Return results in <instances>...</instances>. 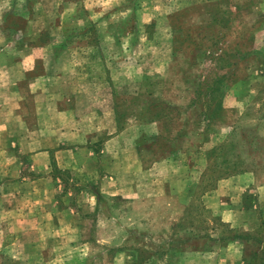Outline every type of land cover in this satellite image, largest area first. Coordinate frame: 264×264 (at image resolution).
Instances as JSON below:
<instances>
[{
  "label": "rangeland",
  "instance_id": "1",
  "mask_svg": "<svg viewBox=\"0 0 264 264\" xmlns=\"http://www.w3.org/2000/svg\"><path fill=\"white\" fill-rule=\"evenodd\" d=\"M263 221L264 0H0V264H264Z\"/></svg>",
  "mask_w": 264,
  "mask_h": 264
},
{
  "label": "crops",
  "instance_id": "2",
  "mask_svg": "<svg viewBox=\"0 0 264 264\" xmlns=\"http://www.w3.org/2000/svg\"><path fill=\"white\" fill-rule=\"evenodd\" d=\"M109 128L104 129L107 137H105V142L103 143L105 146L110 145L114 143V136L115 131L117 129V125L115 124V115L113 112V117L111 118V125H110V119L108 117ZM94 123V122H93ZM96 125V122L94 123ZM111 126V127H110ZM147 126V125H146ZM81 129L77 131V138L78 141H75L76 145L71 144V146H68L64 149H61L56 152L55 158L58 160V164L60 167L71 169V170H79L83 172L86 166V160L84 159L85 152L86 154L92 152V149L90 150V142L94 145L95 142H97L96 139V133L97 131L93 130H87L86 125L80 126ZM104 128V127H103ZM94 129H97L96 127ZM100 129V128H99ZM105 151V150H104ZM88 152V153H87ZM106 152V151H105ZM84 168V169H83ZM253 209L250 210L249 214H252ZM234 224V223H233ZM241 224H249V221H241V223H237V225ZM252 224V223H251Z\"/></svg>",
  "mask_w": 264,
  "mask_h": 264
},
{
  "label": "trees",
  "instance_id": "3",
  "mask_svg": "<svg viewBox=\"0 0 264 264\" xmlns=\"http://www.w3.org/2000/svg\"><path fill=\"white\" fill-rule=\"evenodd\" d=\"M250 38V37H249ZM246 55V54H245ZM225 76H222V77H220V78H215V80H214V82L211 84V82H208V85H207V87L209 88L211 85H212V88H211V90H217V89H219L220 90V88H219V84H223V82H224V80H223V78H224ZM199 84V89L198 90H201L202 89V87H204V84H205V80H203L202 81V83H201V81L198 83ZM221 105H219V107H220ZM165 107V106H164ZM167 107H171L170 105H166V108H160L157 112H155V113H153L154 114V116H157V117H162V116H167L166 115V109H167ZM172 151L171 152H176L177 151V149L175 148V146H174V144L172 145ZM262 226H264V221L262 222ZM259 234H260V231H257V234H255L254 236H251V234H247V235H242V237L244 238V239H246L247 241H249V239L251 240H253V241H255V243H264V239L262 238V237H260L259 236ZM252 254L255 256L256 255V252H252ZM254 256H252V257H254Z\"/></svg>",
  "mask_w": 264,
  "mask_h": 264
}]
</instances>
